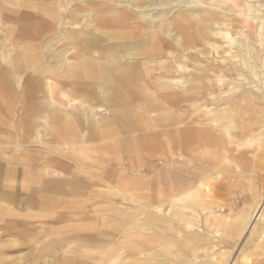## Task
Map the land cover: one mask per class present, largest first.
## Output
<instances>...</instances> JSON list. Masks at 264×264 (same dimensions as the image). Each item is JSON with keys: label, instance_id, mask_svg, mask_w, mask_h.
<instances>
[{"label": "bare ground", "instance_id": "1", "mask_svg": "<svg viewBox=\"0 0 264 264\" xmlns=\"http://www.w3.org/2000/svg\"><path fill=\"white\" fill-rule=\"evenodd\" d=\"M262 1L0 0L3 112L13 102L39 144L85 163L97 144L144 159L113 184L132 200L126 221L104 227L99 245L50 242L37 263L82 252L97 256L75 264H264ZM55 85L71 89L62 103ZM98 151L99 166L120 158Z\"/></svg>", "mask_w": 264, "mask_h": 264}, {"label": "crops", "instance_id": "2", "mask_svg": "<svg viewBox=\"0 0 264 264\" xmlns=\"http://www.w3.org/2000/svg\"><path fill=\"white\" fill-rule=\"evenodd\" d=\"M5 80L6 78L2 77L0 72V100L4 99V101L12 95L11 92L7 94L2 86ZM6 106L7 115L0 107V257L6 255V249L19 246L15 238L3 240L1 232L11 230L22 232L25 230L22 218L45 217L44 214H36L37 211L43 213L47 210L61 209L60 217L64 219L65 217L62 216L69 213L71 215L69 228L74 232L62 235L60 231L41 227L39 232L34 234L21 233L33 244V249L27 255L30 264H39L37 261L42 256L40 250L45 245L50 242L59 244L70 236L89 237L95 245L101 244L100 238L104 227L126 221L133 207L132 200L124 199L123 193H121L122 199L118 198L119 194L113 187L114 181L124 179L130 183L137 175L134 172H125L120 173L118 177L108 172L97 173V155L93 156L96 163L89 162L88 164L92 166L86 167V161L73 158L67 153L65 144L56 142H49L45 146L39 144L32 128L18 126L21 116L18 115L16 105L9 102ZM40 131L42 133V130ZM29 135L31 138L25 141L26 143L19 141L23 137L27 139ZM93 148L97 149V146ZM73 186L76 189H72L73 192H71ZM121 190V192L126 191ZM125 193L127 196L130 195ZM101 198L107 202L104 201L102 206H96L97 209L93 215H88L85 203L92 201L93 205H97V199ZM118 201L127 202L129 208L119 207ZM40 233L44 237L42 240H40ZM62 252H59V255ZM96 256L82 252H68L59 259L74 261L75 264L88 262V259Z\"/></svg>", "mask_w": 264, "mask_h": 264}, {"label": "rangeland", "instance_id": "3", "mask_svg": "<svg viewBox=\"0 0 264 264\" xmlns=\"http://www.w3.org/2000/svg\"><path fill=\"white\" fill-rule=\"evenodd\" d=\"M1 3L3 4V6H7L3 2H1ZM260 5H263V7L261 8V10H262L261 15L263 16L264 15V1H262V4H260ZM7 7H9V6H7ZM262 18H263L262 19L263 24L261 23V25L264 26V16ZM257 44H259V45H257ZM254 45L257 47V49H259L260 58H261V61H259V65L261 66L260 72H261V74L263 73V75H264V72H263L264 71V67H263V65H264V46L263 45L264 44H261V41L257 38L256 42H254ZM62 49L63 48L58 47V50H62ZM69 61H70L69 69H71L72 67L75 66V63H74L73 59L69 58ZM55 87H56L55 88L56 93H54V95H55L54 99L56 102L55 104H57L61 100H63V101L65 100V98L63 99V96H61V94L63 92L67 93L71 89L68 86H64V88H62V89H58L59 87L56 85H55ZM57 89H58V91H57ZM59 97L61 98V100H58ZM61 103H62V101H61ZM59 109H60V107H59ZM60 114H61V112H60ZM110 146H111L110 151L107 150L106 144H100V145L97 144V149L93 148V150H92V153H91L92 157L95 155L99 156L98 149H102L105 152H107L108 154H111L110 152H112V151H114V152L116 151L117 154H119V151H120V154H119L120 158L117 161L112 160V161H109L108 163L103 162V163H101L102 166H99L97 163V173H99V172L101 173V171L102 172H108V171H116V170L118 172H123V173H125V171L129 172L130 170L126 166L128 163H130L131 157H136L135 150L132 149L131 147L118 149L114 145H110ZM96 152H97V154H96ZM124 152H130V155H127ZM104 155H106V154H104ZM135 160L138 163H141L144 159H142V158L138 159L136 157ZM90 166H92V164H88V163L86 164V167H90ZM263 169H264V167L262 169H260L259 171L257 170L258 173L255 175V178L256 177L257 178L256 179L254 178V180H256L255 184H257L258 186L259 185L263 186V184H264V183H262L263 182L262 180L264 178V170ZM131 172L135 173L137 171H131ZM257 179H259V181ZM249 180H250V178L247 174L245 177H242L241 179L237 180L241 184V186H240L241 191L244 188L248 189L247 184H249L248 183ZM222 183H227V181L222 180ZM240 190L235 189V187H234L232 189L233 193H230L229 197L237 198L236 201H238L239 197L241 198L244 195L243 193H240L241 192ZM246 193H248V191H246ZM247 195H249V194H247ZM250 197L251 196H249V198ZM104 201L107 202L104 198H101V199H97V205H93L94 202H92V201L85 203V210L87 211V214L93 215L94 211L97 209L96 206L97 207H99L100 205L102 206ZM248 202H249V199L242 200V203L244 205H247ZM113 205H115V204H113ZM118 205H119V207L129 208L128 207L129 204L127 202L124 203L122 201H118ZM36 214H44L45 217L43 216V217H33V218L32 217L22 218L21 219L22 224L25 226V230H22V232H17L14 230L1 232V238H3V240L15 238L19 243V246L16 248L11 247L10 249H6L7 252H6V255L4 258L5 262H3L2 264H28L30 262L27 258V255L29 254L30 250L33 249V244H32V242L26 240L25 239L26 236L22 235L21 233H23V234H30V233L34 234V233H37V231L39 232L41 227H46L47 229H50L51 231L52 230H57V232L60 231V233L62 235H63V233L64 234H68V233L70 234V233L74 232L69 228L70 221H71V215L69 213H66L65 216H62V217H65V219L61 218L60 217L62 215L61 209L47 210V211H43V213L42 212L38 213V211H37ZM97 215H99V211H97ZM97 225H99V224H97ZM41 231H43V230H41ZM42 235L43 234H41L40 240L44 239V237H42ZM48 261H49L48 263H50V264H55L54 261L51 260V258L48 259Z\"/></svg>", "mask_w": 264, "mask_h": 264}]
</instances>
